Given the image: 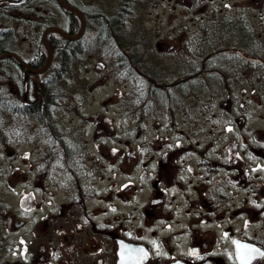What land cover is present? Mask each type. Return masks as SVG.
Here are the masks:
<instances>
[{"label": "rangeland", "instance_id": "rangeland-1", "mask_svg": "<svg viewBox=\"0 0 264 264\" xmlns=\"http://www.w3.org/2000/svg\"><path fill=\"white\" fill-rule=\"evenodd\" d=\"M118 1L115 3V0H80V4L89 12L91 20L87 24L83 36L77 42L74 41V44L77 47L87 48L86 52L89 54L77 58L65 76L62 75L66 84L59 80V68L57 73L54 72L55 69L50 68L41 75L34 74L32 81L29 77V87L25 88L28 93L27 98L29 100L35 98V87L38 86L39 81H43L41 79L53 76L58 92L60 86L61 92L66 93L60 94L51 106L50 115L55 123H59V120H74L76 123V112H85V116L97 120L106 119L108 123H103L105 130L101 134L100 142L105 141L112 149L107 157H111L112 173L117 175L112 178V183L118 184L117 187H114L112 197V203L117 204L118 209H112V221H116V217L119 216L128 228L141 224L145 239L152 243L157 240L162 244V240L170 239L173 243L167 241L164 243L171 244L177 255L184 254L186 244H190L195 235L187 230L186 204L183 198L188 193L177 191L173 185L165 182V185L170 189L164 202L166 205L162 207L161 204L157 206L156 210L159 211V217L164 216V218L156 220L145 210L153 205L152 200L159 191V185L156 186L155 191L154 183L151 180L142 181L139 176H136V173L132 174L130 172L131 163L128 159L136 158L132 151L137 153L136 147L140 142L167 143L174 140V143H187L189 141L196 142L198 139L206 143L207 147L211 145L210 142L220 143L217 144L220 149L226 146L223 149L224 157L236 160L240 167V177H243L237 185L232 184V190L224 198V208H221L218 213L206 214L204 217L206 221L200 227L196 226L199 232L214 234L208 236L209 246L206 256L198 260L199 264H235L232 255L229 256V253H232V247L230 242L225 239L226 228L236 227L239 235L247 238L264 222V215L258 216L259 213H257L255 218L252 209V191L257 190L259 193V189H262V182L264 183V151L256 150V154L248 151L250 145L259 146L264 143V93L259 79H257L255 89H259L261 94L256 93V96L251 99L247 98L248 90L243 92L244 88L253 86L249 75L239 82L231 84L225 82L220 87L219 93L226 95L227 91L233 88L236 94L235 101L234 99H225L223 109L225 112L232 111V116L230 113L224 114L223 124L216 121L215 112L217 109L220 110L218 103L205 110L203 99V102L201 100V102H195L185 108L179 102L183 101L185 96L178 97L176 95L177 103L166 104L164 107H154L153 104V108L145 110L144 124L141 126V120L137 115L138 110L131 109L129 104L131 100L137 98V94H135L136 84L125 74L127 65L125 64L119 69L115 63H111L115 60L117 53L122 51L120 47H117L114 54L107 51L110 46L116 43L113 38L114 30L111 24L105 23L113 37L110 36L106 43H99L97 37L101 21H98L99 19L94 15L99 11L98 16L103 15L109 19L116 20L117 18L123 22L126 18L125 20L129 22L128 28L125 27L126 32L141 28L140 31L143 30L147 38V49L151 50L154 59L168 70L173 66L179 65L180 67L181 63L186 62L184 59L186 52L181 50L178 54L175 51L181 49L197 34H202L200 31L203 21L217 20L216 16H250L255 36L262 40L264 36V0H136L129 15L125 16L124 14L117 17L121 8ZM31 5L33 13L30 21H28V17L27 20L25 19V9H20L21 13L17 12L16 14H14L13 8L9 11L7 9L0 10V29L11 30L17 43H14L15 47L25 57L28 56V53L37 50L35 47L30 48L28 44L30 31L32 32L31 40L37 43L38 40H41L42 32L47 26L56 23L66 28L69 23L68 15L57 1L32 0ZM229 20L232 21V19ZM40 21H46V23L40 30L36 27L32 30L30 25L37 26ZM221 30L220 34L226 39L229 34L223 31V28ZM106 35L109 33L106 32ZM222 42L228 43L227 40ZM173 46L181 48L174 50ZM230 57V53L223 52L221 60L223 62L228 58L231 60ZM128 60H130L129 57H125L127 64L130 63ZM54 62L56 63V59ZM10 67L11 65L7 64L6 59H0V82L5 79L3 69ZM113 67L116 69L111 73ZM174 72L176 75L187 73L184 69ZM119 73L121 77L117 75ZM26 76L28 75L26 74L25 78ZM199 80L207 79L201 77L197 81ZM208 81L214 82L215 80ZM8 83L9 81H7ZM63 85L69 86L63 88ZM207 89L204 88L202 91L204 96L209 97ZM178 91L181 93L177 89V94ZM209 91H215V89ZM15 93L16 90L13 87L8 89L11 100L16 98ZM164 93L166 94V92ZM188 95V102H192L194 94L188 92ZM209 99L207 98V102ZM64 101L66 102L64 103ZM188 110L193 112L191 117L195 120V129L190 128L188 121L183 116V112L186 113ZM59 112L62 113L59 114ZM92 113L96 114L92 115ZM39 127L50 129L52 125L41 126L36 113L15 115L8 110H0V248L6 258L11 256L9 243L13 240L23 239V229H26L25 225L18 227L14 224L10 228L7 218L12 215L14 219H25L26 223L30 221L29 184H34L39 180L33 173L34 171L47 169L46 166L39 168L32 162L35 159L41 160L40 163L43 165L44 159H59L54 149L51 151L47 147L39 145L41 140L37 139V134L48 136V133L40 131ZM187 132L195 139L188 138ZM233 143L237 144V148L230 150ZM201 149L204 152L203 149L206 148L202 147ZM206 150L211 152L209 149ZM124 151L125 154L122 153ZM211 157L213 156L210 155L209 158ZM188 158H190L188 154L179 156L182 161ZM124 164L125 167L120 168ZM122 169L124 172L121 171ZM202 174L216 177L206 170H203ZM234 174L232 173V175ZM192 180H195V177ZM184 182L185 179L181 181L182 184ZM191 195L194 198L197 193L194 196L193 191ZM33 206L38 208V214L55 210L59 206V187L55 180V174L47 172L46 179L40 178V188L33 193ZM256 208L259 209L258 203ZM231 212L235 213L229 222ZM168 218H171L169 222L171 225L167 224L166 226ZM211 219L217 220L211 224L207 221ZM218 221L220 225L213 226ZM212 255H216V257L212 258Z\"/></svg>", "mask_w": 264, "mask_h": 264}, {"label": "flooded vegetation", "instance_id": "flooded-vegetation-1", "mask_svg": "<svg viewBox=\"0 0 264 264\" xmlns=\"http://www.w3.org/2000/svg\"><path fill=\"white\" fill-rule=\"evenodd\" d=\"M15 1L20 0H0V8L7 6L9 8L8 11L12 9L11 6L25 9V19L27 20L28 17V21H30L33 13L32 0H22L20 3H14ZM42 22L40 21L37 26L30 25L31 29L37 28L40 30L46 23V21ZM50 26H58V24L47 26L42 32L41 40H38L37 43L31 40L32 32L28 33L30 48L35 47L37 50L29 51L30 53H28L27 57L25 55L22 56L20 54L21 51L15 47L14 38L4 39L0 37V40L2 42L5 40L6 45L9 47L3 53L13 52L33 68L44 66L47 63L48 53H45L42 49V43L45 42V30ZM55 32L51 30L47 33V41L53 50L51 65L55 59L59 58V46L56 45L54 47L57 49L56 51L53 48V44L59 43V38L58 36L50 37ZM55 34L59 35L58 32ZM51 39H56V42L54 43ZM259 39L257 45L263 46L264 54V36L262 40ZM244 45H250L248 51H246L247 46L239 47L236 51L243 54L248 53V55L252 53L253 55L255 52V40L251 39ZM253 48L254 50H252ZM10 57L15 58L21 65H24L14 54L0 59ZM30 72L24 78L25 82L29 81V77L32 79L34 72ZM250 81L253 86L244 88L243 91H249L248 99L254 98L256 93L258 95L261 94L259 89H255V84L258 80L253 78ZM259 81L264 93V79ZM227 97L230 98V94H227ZM188 98L187 92L184 104H182L185 108L193 104V102H188ZM170 99L171 103H176L173 95H170ZM161 106L164 107L165 105ZM218 106L220 110L217 109L215 112L216 121H220L223 124L225 114L223 95L219 96ZM144 111L143 107L137 112L138 119L141 120V126L144 124ZM192 113L188 110L186 113L183 112V116L188 121L190 128L195 129V120L191 117ZM226 113H230V116H232V111H227ZM84 114L85 112H76V123L74 120H59V126L56 128L39 127L40 131L48 133L47 137L40 133L37 134V139L41 140L39 145H43L42 147H47L51 151L54 149L59 159H44L43 165L40 163L41 160L35 159L32 162L33 165L39 168L46 166L47 169L32 171L39 180L34 184H29L28 188V200L31 202L29 209L30 221L26 223L25 219H14L12 215L7 218L9 227L13 224L18 227L25 225L26 229H23V239L19 241L13 240L9 243L10 257L6 258L0 248V264H118V260L121 258L120 251L124 247V243L126 245L128 243H130L129 245L141 244V248L147 250L148 254L140 264H175L177 260H182L187 264H199L198 259L204 258L207 253L209 246L208 236L214 234L199 232L196 226L200 227L206 221V218H204L206 214H215L221 208H224V198L232 190V184L237 185L243 177H240V167L236 160L224 157L225 151L223 149L226 146L220 149V147H217V144L220 143L210 142L211 145L207 147L205 146L206 143L198 139H196V142L189 141L187 143H174V140L167 143L140 142L136 147L137 153L132 151L136 158L128 159L131 163L130 172L132 174L136 173V176H139L142 181L151 180L154 183L153 188L155 191L156 186L159 185V191L152 200L153 205L145 210L147 214H150L156 220L164 218V216L159 217V211L156 210L157 206L162 204L163 207L166 205L164 202L170 189L165 185V182L173 185V188L177 191L188 193L186 197L180 198H183L186 204L187 230L195 235L192 238V242L186 244L184 254L177 255L174 253L171 244H169L173 243L170 239L162 240V244L156 240L153 242L155 244H153L150 240L145 239L141 224L128 228L119 216L116 217V221H112V209H118L117 204L112 203L114 187L118 186V184L112 183V178L117 175L112 173L111 157H107L112 149L105 141L102 140L100 142L101 134L105 130L103 123L106 122L107 124L108 122L105 118L97 120ZM95 114L92 113V115ZM187 136L190 139H195L188 132ZM256 146L250 145L248 151L253 154L257 153L255 152L256 150L264 151V143ZM202 147L211 150V152L209 153L206 149H203L204 152H202ZM236 148L237 144L233 143V147L230 150ZM122 153L125 154V151ZM186 154L190 158L183 161L179 159V156ZM210 155L213 157L209 158ZM121 167H125V164ZM203 170L211 172L216 177L203 175ZM121 171L124 172L123 169ZM47 172L55 174V180L59 187V206L55 210L38 214V208L33 206V193L38 191L40 178L46 179ZM232 173L235 174L232 175ZM194 177L195 180H192ZM184 179L185 182L182 184L181 181ZM161 181H163V184H161ZM193 191L194 196L197 193L194 198L191 195ZM252 195L253 201H256L255 204L252 203L254 217L256 218L257 213H259L258 216L260 214L264 215L263 182L259 193L254 190ZM256 197L258 199H255ZM257 203L259 204L258 210L256 208ZM234 213L231 212L229 222ZM170 220L171 218L167 219L166 226L167 224L168 226L171 225L169 223ZM216 220L207 221L214 224ZM219 225L218 221L213 226ZM237 230L236 227L231 226L230 228L227 227L224 233H228L225 239L230 242L235 264H240L239 260L235 258V241L244 239L258 248L264 249V222L259 229H255L252 235L247 238L239 235ZM129 232L132 235H129ZM215 234L218 235L216 232ZM164 241L169 243L166 244ZM193 249L196 251L194 252ZM25 256H27V259H25ZM213 257H216V255H212ZM251 264H264V257H256L251 261Z\"/></svg>", "mask_w": 264, "mask_h": 264}, {"label": "trees", "instance_id": "trees-1", "mask_svg": "<svg viewBox=\"0 0 264 264\" xmlns=\"http://www.w3.org/2000/svg\"><path fill=\"white\" fill-rule=\"evenodd\" d=\"M66 1L81 8L85 14L87 24H89V21L91 20L90 14L87 9L80 4V0ZM116 2L117 0H115V3ZM118 2L120 3L121 8L119 7L120 10L117 17L124 14L125 16L129 15L132 10V6H135L134 3L136 0H119ZM61 7L64 9L69 18L67 26L68 30L72 33L77 32L81 25L79 16L74 11L66 9L63 6ZM11 8L13 7L11 6ZM5 9L8 10L9 8L7 6L0 8V10ZM12 10L14 14L17 12L21 13L19 8H13ZM98 12L99 11L96 13L99 14ZM97 14H95L94 17L98 18V21H101V28L97 37L98 42L106 43L110 39L112 34L109 32L105 23L108 25L111 24L112 29L114 30V37H112L116 40V43L110 46L107 51L114 54V52L117 51V47H120L122 51L118 52L116 57L114 56L115 60L111 61V63H115L119 69H121V66H125L126 64L127 70L125 74L133 81V83L136 84L135 94H137V98H134L129 102L131 109L139 111L144 107V110H148L153 108V104L155 105L154 107L171 104L170 95H173L176 99V95L181 97L185 96L187 92H190V94H194L192 102H201V100L203 102L204 99V109L207 110L208 107L212 108V106L219 102V96L221 95H223L224 102L225 99H236V94L233 88L227 91V94H230V98L227 97V94L224 95V93L218 92L220 87L223 86L225 82L228 84L239 82L247 75L250 76V80L253 78L259 80L264 79L263 46L260 44L257 45L258 38L255 36L250 16H216L217 20L209 19L203 21L200 31L202 34H197V36L191 39L182 48H175V46L172 47L174 50L181 48L178 51H175L178 54L181 50L186 52L184 55L186 62L181 63L180 67L177 65L167 70L162 64L154 59V54H151V50L149 51L147 49V38L143 30L140 31L141 28L132 29L130 32L127 30L126 32L125 27L128 28L127 24H129V22L125 20L126 18H124V20L122 19V22L117 18L116 20H113L106 18V16L103 15L98 16ZM229 19H232V21ZM221 28L229 34L226 39H224L220 34L222 31ZM106 32H108L109 35H106ZM54 36H58L59 38L58 44L55 43L56 39H51L55 43L53 44V48L56 45L59 46V64L54 62L55 64L53 63L50 68L55 69V73L58 72L59 68V80H61V82L64 81V84H66L63 77L67 71L72 68L77 58H82L83 55L87 53L89 54V52H86L87 48L83 46L77 47L73 40L68 39L61 34L57 35L52 33L50 37L53 38ZM0 37H3L4 39H13L14 35L10 29H0ZM251 39L255 40V50L254 48L252 49L255 51L253 55L252 53L248 55V53L243 54L236 51L237 48L243 46H247L246 51H248V47L250 45H244V43L249 42ZM223 40H227L228 43L224 44L222 42ZM7 47L8 46L4 40V42L0 43V53L6 51ZM42 49L45 53H47L43 43ZM54 50L56 51L57 49L54 48ZM223 52L230 53V58L232 59L230 60L228 58L223 62L221 60ZM125 57H129V64L125 62ZM6 60L7 64H10L11 67L3 69L5 79L0 82V110H8L10 113H14L15 115L22 113H36L41 126L52 125V128L59 126V123H55L53 121V117L50 115L51 106L56 102V99L60 94L64 95L66 93L61 92L62 88H60V86L58 92L54 77L51 76L46 79H41L43 81H39L38 86L36 85L35 87V98L29 100V98H27L28 93L25 91V88L29 87V82L32 81V79H28L30 81H28L26 85L24 78L30 71L13 57L7 58ZM154 60L157 62H153ZM115 69L116 67H113L111 73H113ZM182 69L186 70L187 73L181 75L175 74V70L181 71ZM117 75L121 77L120 73ZM201 77H205L207 80L197 81ZM208 80L215 81L209 82ZM7 81H9L8 84ZM68 86L63 85V88ZM12 87L16 90V98L14 100H11L8 95V89H11ZM204 88H208L207 92L208 95H210L209 97L207 95H203L202 90ZM177 89L180 90L181 93L178 91L177 94ZM214 89L215 91H209ZM160 90H163L166 94ZM207 98H210L208 102ZM67 101H70V99H67ZM65 102L66 101H64V103ZM175 102L177 103V100H175ZM179 102L180 104H184V100ZM225 114L228 113L225 112Z\"/></svg>", "mask_w": 264, "mask_h": 264}, {"label": "water", "instance_id": "water-1", "mask_svg": "<svg viewBox=\"0 0 264 264\" xmlns=\"http://www.w3.org/2000/svg\"><path fill=\"white\" fill-rule=\"evenodd\" d=\"M58 1L61 3L62 6L68 8V9H70V10H72V11H75V12L79 15V17H80V19H81V27H80V30H79L77 33H75V34L70 33V32H68V31H66L65 29H63V28H61V27H57V26H52V27L47 28V30H46V32H45V34H44V37H45L46 45L48 46V49H49V57H48V61H47V63H46L43 67H41V68H33V67H31L29 64H27V63H26V62H25L20 56H18L17 54H15V53H13V52L2 53V54H0V58L6 57L7 55H10V54H14V55L17 56V58H18V59H19V60H20L25 66H27V68H28L29 70H31V71H35V72H43V71H45V70L47 69V67L49 66V64H50V62H51V59H52V54H53L52 49H51V47H50L48 41L46 40L47 32H48V31H50V30H56V31H58V32H60V33H62V34H64L65 36H67V37H69V38H79V37L83 34V32H84V30H85L86 18H85L84 13L81 11V9H79L78 7H76V6H74V5L69 4V3H68L67 1H65V0H58ZM20 2H22V0H20V1H15L14 3H20ZM237 240H240V241L245 242V243H250V242H248V241H246V240H242V239H237ZM129 244H130V243H128V245H129ZM250 244H251V243H250ZM125 245H126V244L124 243L123 246H125ZM130 246H131L130 249H126V250H125V256H128L130 252H131L133 255H135V254H136V250H138L139 248L142 247L141 244H134V245H130ZM120 261H121V258H119V260H118V264H120ZM175 264H187V263H185V262L182 261V260H177Z\"/></svg>", "mask_w": 264, "mask_h": 264}, {"label": "snow or ice", "instance_id": "snow-or-ice-1", "mask_svg": "<svg viewBox=\"0 0 264 264\" xmlns=\"http://www.w3.org/2000/svg\"><path fill=\"white\" fill-rule=\"evenodd\" d=\"M25 155H28L25 153ZM259 167V166H258ZM253 204L256 203V201H252ZM129 235H132L131 232H129ZM225 236L228 235V233L224 234ZM123 244V242H121ZM236 244V257L240 264H251V261L255 259L258 256L264 257V249L258 248L254 244L245 243L240 240L235 241ZM158 247V245H157ZM130 245H125L123 248H121L120 256L121 261L120 264H140V262L147 256V250L146 249H138L136 250V254L133 255L131 252L128 256H125V250L130 249ZM26 251V250H25ZM195 252L196 250L193 249ZM232 253H229V256H231ZM25 259H27V256H25Z\"/></svg>", "mask_w": 264, "mask_h": 264}]
</instances>
